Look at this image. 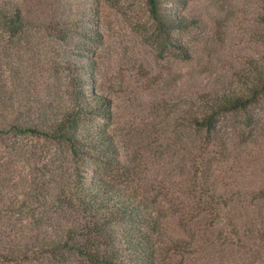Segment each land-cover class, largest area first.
<instances>
[{"label": "trees", "instance_id": "trees-1", "mask_svg": "<svg viewBox=\"0 0 264 264\" xmlns=\"http://www.w3.org/2000/svg\"><path fill=\"white\" fill-rule=\"evenodd\" d=\"M199 1L144 0L157 44L189 63V76L199 73ZM109 4L0 0V264H168L173 254L191 253L189 242L163 239L165 218L142 185L109 175L119 165L117 145L108 131L111 101L97 81L100 13ZM261 15L264 22V4ZM33 51L47 52L51 64V83L37 98ZM240 77L238 87L187 92L178 106L176 150L194 178L193 210L181 220L203 230L230 205L226 162L259 144L249 126L264 105V54ZM263 253L261 246L240 264H264Z\"/></svg>", "mask_w": 264, "mask_h": 264}, {"label": "rangeland", "instance_id": "rangeland-1", "mask_svg": "<svg viewBox=\"0 0 264 264\" xmlns=\"http://www.w3.org/2000/svg\"><path fill=\"white\" fill-rule=\"evenodd\" d=\"M110 1L100 13L103 38L97 49V81L111 101L108 131L118 153L119 165L109 172L110 177L125 185H142L149 202L165 218L162 232L166 242L190 243L191 253L185 258L173 254L168 264H240L248 260L264 246V105L254 109L255 119L249 126L259 144L245 149L250 154L242 152L239 160L226 162L223 182L230 188V205L222 211L221 221L205 230L202 224L181 220L187 217L185 212L193 210L189 191L193 192L194 178L186 175L187 165H181L176 133L181 128L179 102L187 92L223 83L238 87L243 81L241 72L253 74L259 67L264 54V0L197 3L195 70L199 73L194 76L187 73L189 63L157 44L144 0ZM28 56L33 95L42 97L52 79L50 56L42 51ZM193 215V222L200 218L195 209ZM233 224L254 229L246 235L233 233Z\"/></svg>", "mask_w": 264, "mask_h": 264}]
</instances>
